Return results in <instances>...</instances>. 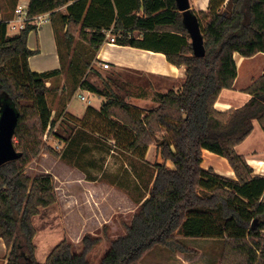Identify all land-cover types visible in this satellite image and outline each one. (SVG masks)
<instances>
[{
    "label": "trees",
    "instance_id": "1",
    "mask_svg": "<svg viewBox=\"0 0 264 264\" xmlns=\"http://www.w3.org/2000/svg\"><path fill=\"white\" fill-rule=\"evenodd\" d=\"M121 1L27 0L29 16L49 12L54 22L59 16L68 48L77 34L94 55L112 26L116 42L162 51L170 63L185 67L180 91L156 93L158 104L150 109L130 104L113 91L102 93L88 81L80 83L107 99L99 110L88 106L80 118L66 116L74 138L97 134L143 163L155 143L158 157L144 163L153 169L147 196L138 200L124 233L111 239L97 264H138L157 245L191 252L178 235L223 239L221 264H264V176L253 174V167L235 150L252 132L254 121L264 129V70L244 89L250 98L243 105L225 111L214 107L220 91L232 88L236 78L233 54L264 53V0H209L206 11H191L203 36L201 57L193 55L175 0H131L134 4L122 10ZM62 6L66 13H57ZM32 28L25 24L9 36L7 22L0 20V110L8 103L16 111L13 136L18 152L0 164V238L6 264H92L86 256L99 239L89 234L82 237L80 251L62 239L44 262L35 257L32 218L40 208L56 203L57 194L51 174L30 177L24 169L42 149L65 156L42 142L47 128L54 126L46 81L59 70L30 69L28 58L36 52L27 46ZM134 31L143 37L136 39ZM75 62L72 58L69 70L82 73ZM84 64L89 67V62ZM74 83L79 84L76 79ZM202 149L225 158L234 177L203 167Z\"/></svg>",
    "mask_w": 264,
    "mask_h": 264
},
{
    "label": "rangeland",
    "instance_id": "2",
    "mask_svg": "<svg viewBox=\"0 0 264 264\" xmlns=\"http://www.w3.org/2000/svg\"><path fill=\"white\" fill-rule=\"evenodd\" d=\"M57 13H66V10L60 7ZM55 22L58 24L57 36L62 46V57L66 61L63 46L65 41L62 38L65 27L61 24L59 16H55ZM73 45L75 48L69 52L75 60H79L82 74L87 72L84 77L86 81L95 84L102 93L115 92L130 104H138L140 95H145L147 100L141 104L145 107L154 106L153 92L157 87L154 79L131 72L116 73L102 65L99 71L91 66L93 51L77 34L74 35ZM244 61L243 64L238 63V86L247 77L244 76V68L253 66L256 59L249 60L247 57ZM85 62H89V67L85 66ZM251 76L256 75L250 73L245 84L251 80ZM80 92L74 93L72 97L71 107L74 112L85 111L88 106H96L94 94L89 97L90 102H87V99L79 98ZM83 93L88 95L85 91ZM230 95L233 97L234 107L243 104L244 93L237 91ZM105 98L107 99V96ZM53 120L54 126L52 129L47 128L42 142L65 156V159L55 157L46 149H42L24 169V173L30 177L36 174H51L57 194L56 203L42 207L40 213L32 220L36 229L35 255L40 262L44 253H49L62 239L71 241L74 249L80 251L82 237L89 234L99 240L86 257L90 263L97 264L109 248L111 239L124 233V225L130 222L137 209L136 201L147 193L153 169L97 134L77 135L74 138L73 131L59 113ZM13 144L16 145L14 136ZM154 144L152 143V149ZM235 150L248 158L254 157L252 154L264 156V129L257 121H254L252 133L238 144ZM214 157L216 161L212 163L213 166L223 169L220 156ZM154 161L152 158L151 163ZM260 233L264 238V230ZM178 238L191 252H173L157 245L148 251L138 264H221L223 239L185 238L181 235H178Z\"/></svg>",
    "mask_w": 264,
    "mask_h": 264
},
{
    "label": "crops",
    "instance_id": "3",
    "mask_svg": "<svg viewBox=\"0 0 264 264\" xmlns=\"http://www.w3.org/2000/svg\"><path fill=\"white\" fill-rule=\"evenodd\" d=\"M208 3L209 0H189V9L194 12L206 11L208 9ZM17 4L27 5V0H0V20H4L7 22V35L9 36L16 35L19 33V30L17 29L18 22L16 21V14L14 11ZM133 4L134 3H132L131 0H123V3L121 1L119 8L121 10L126 9L129 6L131 7ZM61 8L65 9V6H62ZM117 9L118 8L114 5V14H116ZM135 14L141 16L142 11L136 10ZM57 25L58 24H56V22L52 21L50 15H48V19L44 21L40 26L38 27L33 26L34 28L29 30L27 35V46L28 48H30L31 50H35L36 52L28 58V65L31 70L38 72L59 70L57 74L49 77L46 81V85L49 87V90L46 93L45 97L47 104L52 113V119L58 113L60 114V117L62 119H66L67 115L80 118L83 116L85 111L84 110H83L84 112L73 111L71 107V101L74 93L81 91L80 94L85 96L87 102H90L89 97L92 94H94L96 106L92 105L91 107L95 108L96 110H99L101 108L102 104L106 101V98L104 95H99L80 87V83L82 81H86V78L84 77L86 76L87 72L82 74L81 72H77V71L73 72L69 70V64L71 59L73 58V60H75L73 54L69 51H72V49L75 48V46L72 45L71 47L68 48L66 47L65 44L63 45L65 48V55H66L65 57L66 61H64L61 52L62 46L57 36V28H58ZM111 29L112 26H110L108 29L110 31V35L116 37L113 31H111ZM131 35L136 39H141L143 37L142 33L139 31H134L131 33ZM159 35L162 36L163 34L159 33ZM233 57L236 63L237 75L234 80L232 88L229 89L223 88L220 91L214 103V107L220 111H225L230 108H236L232 104L233 97L230 94L237 91L244 93L245 95L243 102L244 104L250 98V95L244 92V89L247 86H249L264 70V53H256L252 57H248L249 60L256 59V61L252 64L253 66L244 68L243 73L244 76L247 77H245L244 81H242L240 86H238L237 81H238V77H240L238 63L241 62L243 64V62H245L244 58L247 57H243L238 53H234ZM75 64L76 65L80 64L79 60L78 61L76 60ZM104 64L107 66V68H110L116 73L131 72V73H136L138 75H145L155 80L157 87H155L153 92L154 93L153 97H155V99L152 102L154 103V106L145 107L143 106V104H141L146 102L147 100L146 98L147 96L145 95H140L138 104L131 103L146 109H150L157 106L158 102L155 96L156 93H165L170 89H173L175 91H180L182 81L185 77V67L184 66L178 67L170 63L166 59V56L162 51L151 50V48H141L126 44H120L118 42H109L105 39L100 44L98 50L95 52L91 66L100 71L99 67H101V65L104 66ZM250 68H253V70H250ZM250 73H255L256 76H251L252 77L251 80L247 84H245V81L248 79ZM75 79L78 80L79 83L76 87L74 85ZM88 82L93 84L90 81ZM93 85L96 86L95 84ZM225 90H227V92H225ZM84 91L86 94L88 93V95H85L83 93ZM150 154H151V158H150ZM201 155H202L201 165L203 167L208 168L212 166L216 172L230 177H234L233 170L225 158L220 157V161L222 162V167H224L223 170L220 169L219 167L213 166L212 164L215 163L216 161V157H214V155L216 154L206 149H202ZM242 155L245 157L246 161L253 167V174L264 176V156L252 154L254 155V157L248 158L246 157V155L244 154ZM152 158L155 160L158 159L155 144H154V149H152V144L149 145L148 150L145 154L144 163L145 162L151 163ZM144 163L142 164L145 165ZM150 179L152 180V178ZM151 180L149 182V185L151 183ZM145 196H147V193L145 194ZM137 202L138 201H136V204ZM40 209H39V213H40ZM35 216H33V218ZM33 243H34V238H33ZM6 252L7 251L5 244L3 240L0 238V264H6ZM35 252H36V246H35ZM47 255L48 253H44L42 260L40 262H44Z\"/></svg>",
    "mask_w": 264,
    "mask_h": 264
},
{
    "label": "water",
    "instance_id": "4",
    "mask_svg": "<svg viewBox=\"0 0 264 264\" xmlns=\"http://www.w3.org/2000/svg\"><path fill=\"white\" fill-rule=\"evenodd\" d=\"M177 9L182 13V21L186 26L191 40L193 55L201 57L205 54L203 36L200 32L196 17L189 9V0H175ZM16 111L8 103L0 110V164L15 159L18 152L13 144Z\"/></svg>",
    "mask_w": 264,
    "mask_h": 264
},
{
    "label": "built area",
    "instance_id": "5",
    "mask_svg": "<svg viewBox=\"0 0 264 264\" xmlns=\"http://www.w3.org/2000/svg\"><path fill=\"white\" fill-rule=\"evenodd\" d=\"M15 14H16V21L18 22V30L20 31L25 24H31L35 27L40 26L44 21L48 19L49 12L37 14L34 16H29L27 14V5H22V4H17L15 9ZM105 40L109 42H116L115 37L110 35V31L107 30L105 31ZM104 67H107L104 64ZM80 99L84 100L85 96L82 94L78 95Z\"/></svg>",
    "mask_w": 264,
    "mask_h": 264
}]
</instances>
